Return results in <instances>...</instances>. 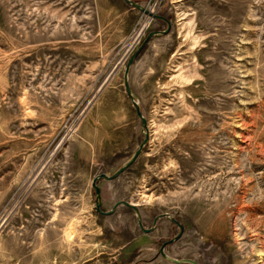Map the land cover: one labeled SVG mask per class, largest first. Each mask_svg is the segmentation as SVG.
Here are the masks:
<instances>
[{
	"label": "rangeland",
	"instance_id": "obj_1",
	"mask_svg": "<svg viewBox=\"0 0 264 264\" xmlns=\"http://www.w3.org/2000/svg\"><path fill=\"white\" fill-rule=\"evenodd\" d=\"M134 1L172 29L133 65L150 139L103 210L172 214V258L264 264V0ZM166 27L124 0H0V264H174L178 227L102 216L92 187L145 139L121 78Z\"/></svg>",
	"mask_w": 264,
	"mask_h": 264
},
{
	"label": "water",
	"instance_id": "obj_2",
	"mask_svg": "<svg viewBox=\"0 0 264 264\" xmlns=\"http://www.w3.org/2000/svg\"><path fill=\"white\" fill-rule=\"evenodd\" d=\"M124 2L129 5L130 7L138 10L139 12L147 15L148 17H151L153 19L156 20H160L163 21L167 27L164 30H156V31H151L146 38L144 39L143 43L141 44V46L137 49V51L130 57L128 63L126 64L125 67V71H124V87H125V92L128 96V98L130 99V101L132 102L133 106L135 107L136 110V114L139 117V119L142 122V126L144 129V133H145V139L142 141V143L140 144L139 148L136 150V152L133 154V156L120 168L118 169L113 175H108L106 173H101L97 176L94 177L93 182H92V187L95 191L98 203H97V212L100 213L103 216H112L114 215L118 208L120 206H124L127 207L129 209H131L137 218V222H138V226L141 229V231L145 234H151L153 232L156 231L158 223L160 220L162 219H168L170 222H172L176 227H178L179 231L178 233L171 239H169L168 241H165L160 250H159V255L161 257H163L164 259L168 260L171 263L174 264H198L197 261L193 260V259H175L170 257L167 252L166 249L179 242L185 233V227L183 226V224H181V222H179L172 214L170 213H162L159 214L158 216H156V218L154 219L153 225L151 228H146L143 222V217H142V213L138 207V205L128 202V201H119L117 202L113 208L109 211H103L101 209V189L98 185V183L102 180H106V181H114L116 179H118L124 172H126L129 168H131L136 161L139 159V157L141 156L143 150L145 149V147L147 146V144L149 143V139H150V133H149V129H148V121L146 119V117L143 114L142 108H141V104L140 102L137 100L135 94L133 93V90L131 88L130 85V72L131 69L135 63V61L137 60V58L139 57V55L141 54V52L144 50V48L147 46V44L155 37H160V36H165L168 35L172 29V23L169 19H167L164 16L155 14L154 12L150 11L149 9H147L146 7H144L143 5L139 4L138 2L134 1V0H124Z\"/></svg>",
	"mask_w": 264,
	"mask_h": 264
},
{
	"label": "crops",
	"instance_id": "obj_3",
	"mask_svg": "<svg viewBox=\"0 0 264 264\" xmlns=\"http://www.w3.org/2000/svg\"><path fill=\"white\" fill-rule=\"evenodd\" d=\"M154 40H155V39H154ZM154 40H153V41H154ZM153 41H151L147 46L151 47V46L154 44ZM149 47H148V49L145 51V53H143V55H140L139 58L144 59L145 57H147L146 52L149 53ZM145 54H146V55H145ZM144 55H145V56H144ZM133 67H134V66H133ZM133 67H132L131 72H130V85H131V88H132L133 92L135 93V95H137V93L135 92V90H134V88H133V84H132V77H133V73H134V69H133ZM134 68H135V67H134ZM119 80H120V79H119ZM121 81H124V72H123V74H122Z\"/></svg>",
	"mask_w": 264,
	"mask_h": 264
},
{
	"label": "flooded vegetation",
	"instance_id": "obj_4",
	"mask_svg": "<svg viewBox=\"0 0 264 264\" xmlns=\"http://www.w3.org/2000/svg\"><path fill=\"white\" fill-rule=\"evenodd\" d=\"M92 182H93V181H92ZM100 189H101V188H100ZM94 194H95V191H94ZM95 198H96V200H95V201H96V204H95V210H96V212H97V209H96V207H97L98 200H97L96 194H95ZM100 202H101V209L103 210V204H104V203H103V201H102V200H101ZM114 205H115V204H114ZM114 205H113V206H114ZM113 206H112V208H113ZM112 208H111V209H112ZM111 209H110V210H111ZM130 210H131V209H130ZM103 211H104V210H103ZM131 211H132V210H131ZM132 212H133V211H132ZM97 213H98V212H97ZM133 213H134V212H133ZM99 214H100V213H99ZM100 215H101V214H100ZM102 216H103V215H102ZM135 216H136V215H135ZM142 217H143V215H142ZM155 218H156V217H155ZM155 218H154V219H155ZM154 219H153V221H152V224L150 225V227H149V228H151V227H152V225H153V222H154ZM171 223H172V222H171ZM173 225H174V224H173ZM178 230H179V229H178Z\"/></svg>",
	"mask_w": 264,
	"mask_h": 264
},
{
	"label": "bare ground",
	"instance_id": "obj_5",
	"mask_svg": "<svg viewBox=\"0 0 264 264\" xmlns=\"http://www.w3.org/2000/svg\"><path fill=\"white\" fill-rule=\"evenodd\" d=\"M73 235V234H72Z\"/></svg>",
	"mask_w": 264,
	"mask_h": 264
}]
</instances>
